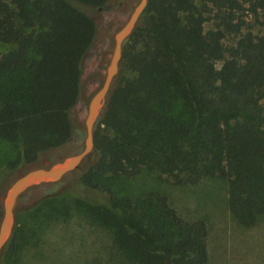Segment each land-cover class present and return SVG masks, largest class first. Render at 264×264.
Wrapping results in <instances>:
<instances>
[{
    "label": "trees",
    "instance_id": "obj_1",
    "mask_svg": "<svg viewBox=\"0 0 264 264\" xmlns=\"http://www.w3.org/2000/svg\"><path fill=\"white\" fill-rule=\"evenodd\" d=\"M109 1L0 0V138L21 146L15 167L72 136L70 110L97 31L87 7ZM207 5L219 19L209 30ZM239 10L257 15L264 0H149L123 49L94 157L78 174L106 196L76 203L107 207L119 247L136 264H211L208 224L181 216L160 192L102 188L107 173L147 170L179 184L226 179L233 217L246 227L264 219V36L234 22ZM229 32L238 36L226 45ZM21 236L16 225L0 264L17 262Z\"/></svg>",
    "mask_w": 264,
    "mask_h": 264
},
{
    "label": "rangeland",
    "instance_id": "obj_2",
    "mask_svg": "<svg viewBox=\"0 0 264 264\" xmlns=\"http://www.w3.org/2000/svg\"><path fill=\"white\" fill-rule=\"evenodd\" d=\"M136 1L112 0V9L103 11H98L97 7H87L96 22L97 31L91 49L82 61L81 90L91 84L96 74L95 66L104 62L99 48L105 35L112 37L116 33ZM203 3L198 1L199 5ZM207 7L205 30L215 28L219 22L217 9L212 5ZM234 22L241 23L244 30L252 29L264 36L262 11L256 15L248 10H239ZM237 36L229 32L224 39L225 44L234 43ZM70 115L76 127L85 128L87 112L81 102L71 108ZM84 141L85 138L81 139L78 151L83 149ZM20 150V145L0 138V192H6L23 166L15 167L13 164ZM75 150L76 146L66 143L43 152L37 163L41 165L43 159L53 155L57 159L59 154L67 156ZM90 162H84L75 172L60 180L36 184L22 193L15 209V217L19 214L15 226L18 225L22 234L21 247L16 255L17 262L10 264H136L119 247L114 233L115 221L109 220L111 214H108L107 207L101 211L91 204L85 207L87 210L76 203L78 196L104 202V191L86 189L79 182L78 174L87 170ZM101 181L102 188L109 187L120 196L160 192L168 197L181 216L187 219L204 218L209 229L211 264H264V219L246 227L233 217L229 209V183L226 179L204 177L196 183L179 184L172 176L160 178L154 172L143 170L131 176L107 173ZM60 208L64 211L68 209V212L64 214L58 211ZM98 215L105 216L104 221L98 220Z\"/></svg>",
    "mask_w": 264,
    "mask_h": 264
},
{
    "label": "water",
    "instance_id": "obj_3",
    "mask_svg": "<svg viewBox=\"0 0 264 264\" xmlns=\"http://www.w3.org/2000/svg\"><path fill=\"white\" fill-rule=\"evenodd\" d=\"M149 0H137L135 6L124 23L115 33V44L106 69V77L101 88L85 107L87 112L85 128L81 132L85 136L83 149L58 159H46L42 165L36 163L23 165L8 186L6 192H0V258L15 227V209L19 198L26 189L43 182L57 181L76 170L85 160H91L95 154L94 130L100 121V114L105 101L112 90L120 63L123 49L129 42L130 35L139 24ZM112 3L98 6V10H108Z\"/></svg>",
    "mask_w": 264,
    "mask_h": 264
},
{
    "label": "flooded vegetation",
    "instance_id": "obj_4",
    "mask_svg": "<svg viewBox=\"0 0 264 264\" xmlns=\"http://www.w3.org/2000/svg\"><path fill=\"white\" fill-rule=\"evenodd\" d=\"M109 3H112L113 4V2H112V0H110L109 1ZM113 7V6H112ZM112 7L110 8V9H108V10H111L112 9ZM98 9V8H97ZM98 11H100V10H98ZM103 11V10H102ZM99 17L101 18L102 16L101 15H99ZM107 20V18H105V21ZM126 20V19H125ZM115 44V34H113L112 35V37L111 36H109V35H105V40H104V42L102 43V45H101V47L99 48L100 49V51L102 52V58L104 59V62H103V64L102 65H97V66H95V76L91 79V84L86 88V89H82L81 90V92H80V94H79V98H78V101L76 102V104L78 103V102H81V104L83 105V107L85 108L88 104H89V102H90V100H91V98L94 96V94L101 88V81L102 80H105V77H106V69H107V65H108V63H109V61H110V57H111V54H112V52H113V46L114 45H110V44ZM91 49V47L89 48V50ZM121 64V63H120ZM119 72H120V70H119ZM119 72H118V74H119ZM118 74H117V77H118ZM82 75H83V73H82ZM82 75H81V84H82ZM117 77H116V80H117ZM116 80H115V82H116ZM104 82V81H103ZM111 92V91H110ZM109 95L110 94H108V97H107V99H106V101H105V104H104V106H103V109L101 110V113L103 112V110L105 109V107H106V104H107V101H108V98H109ZM75 104V105H76ZM73 129H74V132H73V134H72V136L70 137V139L68 140V142H66V143H69V144H72V145H74V146H76V150H75V152H77L78 151V149H79V147L78 146H80V143H81V139H83V138H85V136H84V134L81 132V128H78V127H76V125H75V123L73 122ZM65 143V144H66ZM57 148H59V147H57ZM57 148H53V149H57ZM74 152V153H75ZM60 156H64L63 154H59L58 155V157H57V159L60 157ZM47 159H51V160H55V157H54V155L52 156V157H49V158H47ZM45 160L46 159H43L42 160V162L44 163L45 162ZM90 162L91 160H85V161H83L81 164H80V166L84 163V162ZM38 162V160L37 161H35V162H33V163H36V164H38L37 163ZM33 163H31V164H33ZM25 165H29V164H25ZM42 165V164H41ZM79 166V167H80ZM78 167V168H79ZM77 168V169H78Z\"/></svg>",
    "mask_w": 264,
    "mask_h": 264
}]
</instances>
